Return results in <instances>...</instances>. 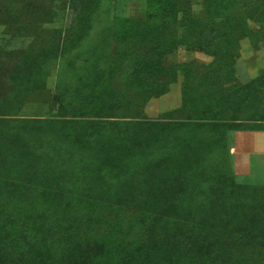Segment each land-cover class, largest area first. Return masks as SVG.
<instances>
[{
    "label": "rangeland",
    "instance_id": "rangeland-1",
    "mask_svg": "<svg viewBox=\"0 0 264 264\" xmlns=\"http://www.w3.org/2000/svg\"><path fill=\"white\" fill-rule=\"evenodd\" d=\"M252 2L185 0V11L164 20L159 0H0V241L24 240L38 220L42 230L31 236V251L18 245L7 264H159L143 247L157 234L154 210L129 201L147 186L181 196V209L194 206L203 219L235 215L255 241L232 258L264 264V175H237L232 153L236 131L264 127V94L255 86L264 71V13ZM153 3L176 44L164 64L177 79L145 102L125 88L144 48L129 44L120 21L145 18ZM214 21L215 42L188 45L192 22L209 33ZM234 29L243 34L236 56L212 72L219 47L232 53L217 41ZM180 63L193 76L208 73L213 88L188 87L199 100L187 107ZM95 68L114 73L117 114L93 106ZM250 82L245 93L241 85ZM147 135L153 143L143 148Z\"/></svg>",
    "mask_w": 264,
    "mask_h": 264
},
{
    "label": "trees",
    "instance_id": "trees-1",
    "mask_svg": "<svg viewBox=\"0 0 264 264\" xmlns=\"http://www.w3.org/2000/svg\"><path fill=\"white\" fill-rule=\"evenodd\" d=\"M165 6L164 11L160 14L164 16V20H168L169 17L177 18L180 11H185L184 6L185 0H159ZM153 3L150 11L145 18L138 19H122L120 21L126 40L129 44L141 45L144 48L141 59L144 60L141 68L135 69L133 72L128 73L127 83L125 88L128 91L135 90V93L141 100L145 102L152 97L160 96L168 91L169 84L177 79V70L172 65L166 66L164 64L167 53L172 52L176 48V44H172L170 40H167L166 30L164 29V21L158 19L159 12ZM251 5H256L257 12L259 15L264 13V0H253ZM152 9V10H151ZM158 15V16H157ZM229 17V15H228ZM159 20L161 22H157ZM209 33L200 29L198 24L192 22L190 28L186 30L187 36H195L192 40L188 41L190 46L200 45L209 40V42H215V38L220 30V24L217 21L212 22L210 25ZM231 32L223 35L217 42L223 45L224 49H228L230 55L224 51L221 52L220 47L218 60L212 65L215 69L212 72L218 71V67L221 64L231 65L232 59L237 54L239 49V41L243 35L241 32ZM149 41V43L147 42ZM186 43V42H180ZM147 45V48H146ZM226 69L225 75L232 79L233 68ZM186 70V92H185V103L187 107L191 102L199 100L197 92L188 93L187 88L193 87L195 84L206 87L208 91H212V87L207 83L208 73H204L201 77L192 75L191 66L187 63H180L176 66ZM217 68V69H216ZM93 74L92 79L94 87L98 89L97 97L99 101L93 103L94 108L98 105V110L104 112L105 117H109L118 110L120 105L122 92L119 91L118 86L115 84L114 73L109 72L105 69L95 68L90 70ZM258 79L255 81V86H259V92L264 94V71ZM217 78H220L219 76ZM254 82L246 83L241 85V88L245 93H250ZM98 112V114H101ZM141 115V114H139ZM140 118H146L139 116ZM264 117V116H263ZM148 120L147 122H149ZM150 123V122H149ZM148 124V123H147ZM158 126V123H155ZM154 124V125H155ZM156 127V125H155ZM264 128V127H263ZM255 129V128H253ZM252 130V129H247ZM144 140V141H143ZM144 143L150 145L153 143V136L147 135L142 138V146ZM13 144V141H12ZM15 185V184H13ZM18 185V184H17ZM16 185V186H17ZM170 190H161L154 187L147 186L143 194L135 193L130 197L129 201H139L144 207H152L154 210L153 222L157 224V234L151 235L145 239L150 244L146 247L145 251L148 258L156 255L155 263L159 264H190L191 260L195 261V264H204L208 256L216 253L221 254L219 264H242V260H234L232 257L236 251L242 250L244 246H251L253 249L255 241L253 235V228L251 226L239 225V219H236L235 215L224 214L218 219L207 216L206 219L202 218L201 213L196 207L190 206L188 209H181L179 203L181 202V196L172 197ZM181 195V194H180ZM183 195V194H182ZM171 198H173L171 201ZM35 226L27 230V235L24 240L16 238L13 241L8 242L4 239L0 241V264H7L12 261V258L16 256L18 251V245L23 243L21 250L24 246L30 247V251L33 248V234L37 236L42 230H35L40 225V221L35 222ZM24 232V231H23ZM22 232V233H23ZM162 239L163 243H157L158 240ZM254 239V240H253ZM157 244H163L157 248ZM248 248V247H247ZM64 248H61V250ZM61 251L57 250L55 254H60ZM45 253L36 254V257L40 260H44ZM162 255V257L158 256ZM72 256V255H70ZM214 258H216L214 256ZM35 260H37L35 258ZM149 259H143V264ZM51 261V260H50ZM132 259H127L126 262L132 263ZM235 261V262H234ZM123 260L119 264H124ZM38 264L40 262L38 261Z\"/></svg>",
    "mask_w": 264,
    "mask_h": 264
},
{
    "label": "crops",
    "instance_id": "crops-1",
    "mask_svg": "<svg viewBox=\"0 0 264 264\" xmlns=\"http://www.w3.org/2000/svg\"><path fill=\"white\" fill-rule=\"evenodd\" d=\"M232 153L237 175H264V128L236 131Z\"/></svg>",
    "mask_w": 264,
    "mask_h": 264
}]
</instances>
